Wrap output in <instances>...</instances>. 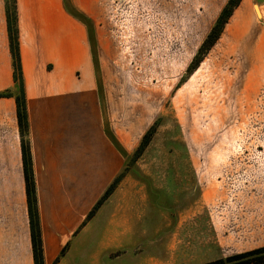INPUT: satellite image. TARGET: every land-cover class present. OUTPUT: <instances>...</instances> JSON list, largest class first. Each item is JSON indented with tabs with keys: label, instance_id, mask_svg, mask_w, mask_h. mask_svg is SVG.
<instances>
[{
	"label": "rangeland",
	"instance_id": "obj_1",
	"mask_svg": "<svg viewBox=\"0 0 264 264\" xmlns=\"http://www.w3.org/2000/svg\"><path fill=\"white\" fill-rule=\"evenodd\" d=\"M102 1L103 14L81 17L101 118L124 161L87 216V251L101 246V264L124 254L133 264L214 261L208 211L223 189L228 198L252 182L239 173L264 149V73L234 47L231 26L189 72L226 0ZM126 223L133 236L117 245Z\"/></svg>",
	"mask_w": 264,
	"mask_h": 264
},
{
	"label": "crops",
	"instance_id": "obj_2",
	"mask_svg": "<svg viewBox=\"0 0 264 264\" xmlns=\"http://www.w3.org/2000/svg\"><path fill=\"white\" fill-rule=\"evenodd\" d=\"M9 2L0 0V93H10L0 96V264H35ZM263 7L264 0H241L220 36L234 28V47L259 76L264 73ZM16 8L45 264H101V246L87 251L86 219L124 161L118 139L101 118L90 29L81 17L95 20L104 12L103 1L16 0ZM257 141L264 143V138ZM250 154L254 161L239 174L252 182L228 198L223 189L219 206L206 216L218 258L264 246V149ZM127 223L126 230L116 233L117 245L133 236ZM130 255H122L116 264H133Z\"/></svg>",
	"mask_w": 264,
	"mask_h": 264
},
{
	"label": "trees",
	"instance_id": "obj_3",
	"mask_svg": "<svg viewBox=\"0 0 264 264\" xmlns=\"http://www.w3.org/2000/svg\"><path fill=\"white\" fill-rule=\"evenodd\" d=\"M240 1L241 0H228L227 4L223 8L219 17L217 18L211 31L208 33L207 37L205 38L201 47L199 48L193 62L189 67V72L194 71L199 66L203 57L207 55L210 49L218 41L224 30L226 23L231 17L234 9L239 5ZM7 21H8L11 51L13 55L14 78H15V82L19 86V91H20V93L16 95L17 119L22 136L23 165H24V173L26 180V191H27V199H28V210H29V218H30L34 263L45 264L40 214L38 210V201H37V191H36V185H35V179L33 173V158L31 153L30 142L28 139L29 120L26 109L24 79L21 69V54H20V46H19V38H18V28H17L16 0H10V2L7 5ZM9 94H10L9 92H2L0 93V96H6ZM108 189L109 187L107 188V190ZM95 206L93 208H95ZM92 211L93 209L91 210V212ZM204 264H264V246L246 252L228 255L223 258L221 257L214 261L207 262Z\"/></svg>",
	"mask_w": 264,
	"mask_h": 264
}]
</instances>
